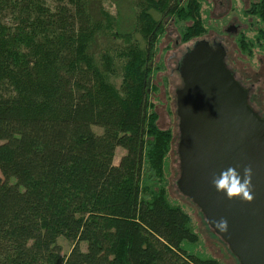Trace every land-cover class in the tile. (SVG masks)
<instances>
[{"label":"trees","instance_id":"16d2710c","mask_svg":"<svg viewBox=\"0 0 264 264\" xmlns=\"http://www.w3.org/2000/svg\"><path fill=\"white\" fill-rule=\"evenodd\" d=\"M201 1L153 0L106 37L120 14L102 0H0V264H218L188 250L187 214L153 189L172 139L152 102L158 44L166 20L182 43L205 35ZM249 12L264 26V0ZM258 31L243 50L264 47Z\"/></svg>","mask_w":264,"mask_h":264},{"label":"water","instance_id":"95a60500","mask_svg":"<svg viewBox=\"0 0 264 264\" xmlns=\"http://www.w3.org/2000/svg\"><path fill=\"white\" fill-rule=\"evenodd\" d=\"M225 59L222 46L201 39L179 62L176 184L241 264H264V117L251 107L248 90ZM227 169L247 181V195L217 187Z\"/></svg>","mask_w":264,"mask_h":264},{"label":"rangeland","instance_id":"374dc122","mask_svg":"<svg viewBox=\"0 0 264 264\" xmlns=\"http://www.w3.org/2000/svg\"><path fill=\"white\" fill-rule=\"evenodd\" d=\"M158 2L159 0H154ZM201 13L205 20L207 33L201 39L208 40L212 47L220 43L226 51V65L234 73L236 79L248 90L249 103L251 107L262 117H264V47H254L249 50L241 48L243 40L254 39L259 34L261 22L257 15L252 14L259 0H202ZM103 6L111 21L117 18L119 13V28L107 30L103 33L106 37L114 31L121 33L128 28H123L126 20H134L137 16L143 15V9L153 0H102ZM155 18H162L161 13L150 9ZM118 21V20H117ZM131 22V21H130ZM111 24V23H110ZM166 28L158 44V54L154 63V80L158 90L152 93V102L158 114L157 125L162 130H171L172 139L167 157L163 162L162 176L159 182L153 181L155 191L162 190L166 194L167 200L172 205L180 206L188 216V224L196 235V241L188 244L189 251L215 259L218 264H241L239 259L233 254L228 244L209 225L201 208L190 198L183 195L177 187V180L180 176V159L178 155L179 142V118L177 116V90L182 88L183 79L178 70L181 58L189 47L199 40L195 39L188 43L180 42L179 31L172 21L166 20ZM117 25V24H116ZM104 28L108 27L107 23ZM236 27L237 31L229 30ZM138 40L141 45H145L141 33L137 32L133 41ZM216 40L217 42H215ZM112 40L109 39V42ZM112 43V42H111ZM122 40L113 38L114 44H121ZM120 49L109 52L119 54ZM124 63V59L117 57L115 64L118 66ZM161 65L160 69H157ZM121 71L115 68L107 80L113 84H120ZM102 130L101 127H95ZM125 154L121 147L117 148L115 164ZM150 196V195H149ZM63 247V252L68 254L72 248V243L64 238L59 239ZM83 249L86 245L82 244Z\"/></svg>","mask_w":264,"mask_h":264},{"label":"clouds","instance_id":"9594fccd","mask_svg":"<svg viewBox=\"0 0 264 264\" xmlns=\"http://www.w3.org/2000/svg\"><path fill=\"white\" fill-rule=\"evenodd\" d=\"M215 183L218 188L227 190L231 194L243 193L244 195H247V181H242L241 176L233 169H227L225 172H223L221 176L215 181Z\"/></svg>","mask_w":264,"mask_h":264},{"label":"flooded vegetation","instance_id":"af4514ba","mask_svg":"<svg viewBox=\"0 0 264 264\" xmlns=\"http://www.w3.org/2000/svg\"><path fill=\"white\" fill-rule=\"evenodd\" d=\"M229 30H230V28H229ZM233 31H237V28L236 27H233ZM214 41L217 42L216 40H214ZM218 45H220V43H218ZM217 46H215V47H217Z\"/></svg>","mask_w":264,"mask_h":264}]
</instances>
